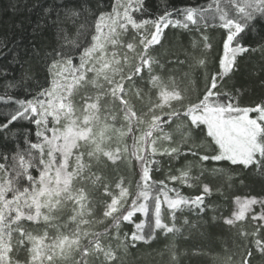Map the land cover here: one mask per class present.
<instances>
[{"label": "trees", "instance_id": "1", "mask_svg": "<svg viewBox=\"0 0 264 264\" xmlns=\"http://www.w3.org/2000/svg\"><path fill=\"white\" fill-rule=\"evenodd\" d=\"M120 2L0 0V188L26 196L38 188L46 165L58 164L48 141L62 125L39 106L71 75L79 83L63 100L70 113L79 117L87 100L97 98L100 118L114 123L128 108L145 125L157 85L169 78L182 97L162 126L151 129L159 141L150 150L151 138L144 136L149 126L132 115L120 126L126 134L120 141L114 140L119 125L103 129L98 145L114 143L126 154L109 159L98 148L100 158L85 157L84 169L70 180L83 196L93 233L77 260L43 264H264V224L256 217L264 218V0H125L122 8ZM121 10L127 25L116 30L118 57L131 49L132 58L121 70L116 100L106 105L108 65L95 62L105 45L99 32L114 13L115 25ZM237 26L247 28L238 40L249 50L237 54L225 76V32ZM206 101L228 121L244 116L249 137L229 145L209 122L192 120L207 113ZM97 132L95 126L74 154H85ZM137 138L145 140L140 153ZM249 159L254 162L247 167L240 162ZM119 184L127 199L105 220ZM241 198L258 205L231 221ZM57 202L23 216L12 213L18 199L10 209L0 203V264H28L34 239L68 228L72 208L68 200Z\"/></svg>", "mask_w": 264, "mask_h": 264}, {"label": "rangeland", "instance_id": "2", "mask_svg": "<svg viewBox=\"0 0 264 264\" xmlns=\"http://www.w3.org/2000/svg\"><path fill=\"white\" fill-rule=\"evenodd\" d=\"M120 6L121 8L125 7V0L120 2ZM122 11L123 10L119 12V18L115 25H113V23L117 19V17L114 18L116 13L112 15L111 19L109 18L111 25L108 26V28L106 26L107 21L104 20L102 22L99 32L100 41L102 40V43L105 45L101 44L102 47L99 49V51L102 54L100 53L98 55V57L95 59V62L103 61L106 62L105 65H108L107 70L103 75L104 79L107 78L109 80L108 86L106 87L108 94H106L107 96L104 100L105 103H107L106 105L112 104L109 102L114 101V92L118 89L120 91L121 70H124V68L130 66V59L132 58V56L128 55H131V49L128 50L126 54L122 53L120 55L123 57L122 59L118 57L121 50L117 49L118 32L116 30L127 25V17L124 15V13L121 14ZM109 32L112 33V35H109ZM117 57L119 59H117ZM93 63L94 62L92 61V64ZM99 72L100 70H96L93 73ZM114 80H117L116 85H113ZM62 82H65V79L64 81L57 83L60 84ZM78 83L79 81H76L74 77L72 79L71 75L66 85L59 87H57V85L55 86V88L57 87L55 90L57 94L56 96L53 97V95H51V98L47 101V103H43L39 106V109L42 113H48L62 125L61 129L60 127L57 128L58 133L56 135H52L51 139L48 141L52 155L57 157V159L60 158L58 164L55 167L46 165V167L42 170V173H40L37 185L38 188L36 191H29L26 196L24 195V192L22 195L18 192L16 194V190L14 188H9L8 190L0 188V203L6 209H10V203L16 202L17 199L19 200V207L14 211L12 210L13 214H19V216L29 214L39 215L43 210L42 206H44L46 209L55 208L56 204L58 203L57 201L60 199L68 200L72 208L69 218L71 224H68V228L64 232L58 233L57 236L53 235L49 238L43 236L45 239H34L32 243L33 247L31 248L33 251L30 254L28 264H43L44 262H49L52 259L64 260L68 257H70L72 260H77V250L83 245L86 238L93 233L90 228L93 222L89 218V215L84 212L85 209L83 208V196L80 193V190L70 186V180L77 178L79 173H81L84 169V165L78 161V158H75L76 155L74 152L77 150L78 142L89 141L91 137L90 134L93 132L94 127L96 124H100L96 105L99 100L97 98H89L86 102V105L84 106V109L77 111L80 113V115H78L79 117L74 115L72 112L70 113L68 111L69 101L64 103L63 100L67 98L68 94L70 96L71 89L73 88L74 84L77 85ZM172 83V79L168 78L167 81L157 85V91H155L153 94V101H151V103L145 109L147 110L148 114H152L151 117H148L145 120L147 125H145L142 119L137 118L132 110L127 108L128 113L126 111H122V117L119 118V120L121 119L120 122L122 121V123L120 125L118 124L119 126L115 124L116 127L118 126L115 131V136L119 138L118 141L123 139L126 135L124 133V129H121L120 126L126 123V120H129L130 115H132L144 127L149 126L144 136L151 138L149 148L150 150L153 149L155 143L159 141L153 139L151 134V129L155 125L156 120H159L164 112L171 111L174 106L177 107L176 103L180 102L177 96L178 90ZM95 84H97V82H95ZM122 102L127 105L126 103H129V100L124 99ZM204 109L208 114L204 113L203 115L208 116L209 123L212 125L213 131L217 133L219 138L225 141H223L224 143L232 145L235 144V141L246 140V138L249 137V130L251 129V126L248 124V122H245L243 118L244 116L239 118L241 122L231 123V118L229 121L223 118V112L221 110H216L217 108L212 107H204ZM105 119L106 120H101V124L107 126L114 124L112 118L111 120H108L106 116ZM219 123H222L224 128L219 127L221 125ZM156 125L161 127L160 122ZM160 127H156L155 130ZM102 128L103 126L100 127V134H103ZM97 137L104 138V134L102 136L98 135L96 138ZM137 140V149L140 153V151L143 150L145 140L141 141L139 138H137ZM101 146L102 145L99 143L96 149H102L104 155H106V157L109 159H113L114 157L120 159L124 157L125 149L118 148V146L115 149L114 143L108 149H105ZM138 151L136 153L137 155ZM27 178H29L28 175ZM120 185L121 184H119L117 195L111 199L106 211L102 213L101 217L105 220L112 216V214L118 210L119 205L121 207L123 201L127 199L126 189ZM10 196H13V198L10 199ZM257 205L258 203L253 199H237L235 201V211L232 214L231 221L243 219L246 215L250 214ZM256 217L262 220L264 224L263 216L256 215ZM75 255L76 259L74 257Z\"/></svg>", "mask_w": 264, "mask_h": 264}, {"label": "snow or ice", "instance_id": "3", "mask_svg": "<svg viewBox=\"0 0 264 264\" xmlns=\"http://www.w3.org/2000/svg\"><path fill=\"white\" fill-rule=\"evenodd\" d=\"M252 19H255L253 17ZM258 22V21H257ZM238 29V30H237ZM237 29H229L225 32V52L222 56L221 70L227 68V72H225V76H227L233 69L236 61L237 54H242L247 52L249 49L241 44L238 40V37L246 31L247 28H241L237 26ZM254 29V28H252ZM235 43V46H233ZM241 163L247 167L253 160H241Z\"/></svg>", "mask_w": 264, "mask_h": 264}, {"label": "bare ground", "instance_id": "4", "mask_svg": "<svg viewBox=\"0 0 264 264\" xmlns=\"http://www.w3.org/2000/svg\"><path fill=\"white\" fill-rule=\"evenodd\" d=\"M177 96H178V99L180 100L181 99V97H182V95L180 94V93H178L177 94ZM208 99V98H207ZM116 100V99H115ZM101 101V100H100ZM97 111H100V105H99V101L97 102ZM211 104L209 103V101H206L204 104H202V106L203 107H205V108H211V106H210ZM171 113V111H167V112H164L163 113V115H162V117L158 120H156V123H155V125L153 126V130H155L156 129V127L158 126V125H156L157 123H159L160 122V124H161V121L163 120L162 118H164L165 116H167V115H169ZM193 113V112H192ZM106 114H107V112H106ZM206 114H208V113H206ZM99 115V114H98ZM101 116H99V120H100V124H96V128L98 129V132H97V134L99 135V136H102V134H100V127L101 126H103V128H102V131H103V129L107 126V125H104V124H101V120H106V119H104V118H100ZM52 118L53 117H50V120H52ZM191 118H192V120H195V121H198V120H200L199 122H202V123H208L209 122V119H208V116H204V115H191ZM109 119L111 120V117H109ZM167 119V118H166ZM114 123L116 124V125H120L122 122H120V120H118V121H116V120H114ZM231 123H236L235 121H233L232 120V122ZM219 124H221L219 127H222V123H219ZM162 126V125H161ZM158 127H160V126H158ZM58 132H56V133H53L52 135H56ZM51 135V136H52ZM164 134H162L161 136H163ZM157 138V137H156ZM169 139V136L168 135H165V138H164V140H168ZM114 140L115 141H117V137L115 136L114 137ZM98 141H99V137H97L93 142H92V147L88 150V151H86V153L85 154H82V153H78L76 156H75V158H78V161H80V163H82L83 165H84V163L86 162V161H84V159H85V157L86 158H88L89 160H91V161H96L98 158H100V156L98 155V150L96 149L97 148V146H98ZM49 144V143H48Z\"/></svg>", "mask_w": 264, "mask_h": 264}]
</instances>
